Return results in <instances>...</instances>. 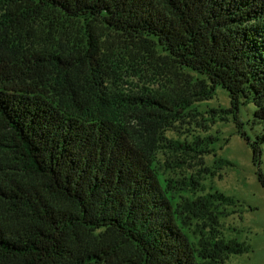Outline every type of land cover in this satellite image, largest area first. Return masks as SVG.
<instances>
[{"label":"trees","instance_id":"trees-1","mask_svg":"<svg viewBox=\"0 0 264 264\" xmlns=\"http://www.w3.org/2000/svg\"><path fill=\"white\" fill-rule=\"evenodd\" d=\"M35 24L57 43L35 44ZM122 69L163 89L113 93L106 84ZM218 88L230 107L204 115L196 103ZM249 106L264 124V0H0V264L249 254L222 230L240 200L202 183L216 175L205 156L219 138L166 135L232 119L259 166L264 135L253 141L239 116ZM188 160L198 171L168 175Z\"/></svg>","mask_w":264,"mask_h":264},{"label":"rangeland","instance_id":"rangeland-1","mask_svg":"<svg viewBox=\"0 0 264 264\" xmlns=\"http://www.w3.org/2000/svg\"><path fill=\"white\" fill-rule=\"evenodd\" d=\"M45 27L35 24L31 31V40H34L38 46L49 44L48 47H51L50 43L56 44L59 36ZM121 55L128 59L127 53ZM146 77H137L132 72L122 69L117 76L109 77L106 87L117 94L121 92L135 94L144 87H150L152 90L163 89L159 85L150 84ZM229 97L227 91L218 88L213 99L196 103L195 107L206 115L205 112L211 108H229L231 105ZM254 111L255 108L249 106L243 107L239 113L240 119L244 122V131L253 141L258 135H264V124H255L252 121ZM190 123L180 124L181 128L167 132V137L182 142L192 141L197 135L218 137L219 140L213 145L215 152L205 156V165L211 168L213 166L212 169L216 175L205 177L202 183L205 185L206 192L220 191L241 202L236 207L228 209L226 212L229 214L221 218L222 230L229 239L248 243L252 251L249 254L231 256L229 263L264 264V187L259 180V171L264 174V147H262V163L259 166L254 165L252 150L247 141L237 134L238 129L232 119L229 122L218 120L216 124L207 123V126L211 128L208 132L199 129L197 123ZM168 159L170 157L165 153L159 154L161 162ZM220 159L229 160L232 166L222 165L221 169H214L215 162ZM196 170L198 171V168L194 162L188 160L182 169L179 168L168 175L176 177L177 173H195Z\"/></svg>","mask_w":264,"mask_h":264}]
</instances>
